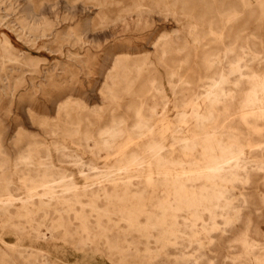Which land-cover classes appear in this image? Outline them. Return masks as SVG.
Returning a JSON list of instances; mask_svg holds the SVG:
<instances>
[{
    "label": "rangeland",
    "instance_id": "1",
    "mask_svg": "<svg viewBox=\"0 0 264 264\" xmlns=\"http://www.w3.org/2000/svg\"><path fill=\"white\" fill-rule=\"evenodd\" d=\"M260 84L264 0H0V264H264Z\"/></svg>",
    "mask_w": 264,
    "mask_h": 264
},
{
    "label": "bare ground",
    "instance_id": "2",
    "mask_svg": "<svg viewBox=\"0 0 264 264\" xmlns=\"http://www.w3.org/2000/svg\"><path fill=\"white\" fill-rule=\"evenodd\" d=\"M138 12H139V11H138ZM232 12H233V11H232ZM140 13H142V12H140ZM218 41H219V40H218ZM221 46H222V45H221ZM242 50H243V49H242ZM223 55H224V54H223ZM226 55H227V54H226ZM225 61H226V60H225ZM243 62H244V61H243ZM243 64H244V63H243ZM231 65H232V64H231ZM234 65H235V64H234ZM234 65H233V66H234ZM237 66H238V65H237ZM233 68H234V67H232V69H233ZM226 69H227V68H226ZM224 70H225V69H224ZM237 70H238V69H237ZM231 71H232V70H231ZM240 71H241V70H240ZM233 72H234V71H233ZM231 73H232V72H231ZM224 74H225V73H224ZM234 74H235V73H234ZM236 74L238 75V72H237ZM226 75H227V74H226ZM238 76H239V75H238ZM226 78H227V77H226ZM238 78H240V77H238ZM251 78H252V77H251ZM224 82H225V79L223 78V76H220L219 80L217 79L216 81L212 82V83L209 85V87H212V89H214L213 87H214L216 84L224 83ZM256 82H257V81H256ZM254 84H255V83H254ZM254 84H253V85H254ZM261 84H262V83H261ZM261 84H260V85H261ZM213 85H214V86H213ZM258 86H259V85H258ZM263 86H264V85H263ZM263 86L261 85L262 88H263ZM232 87H233V86H232ZM255 87H256V86H255ZM252 89H253V87H252ZM257 89H258V88H257ZM257 89H256V90H257ZM209 90H210V91L206 94V97H207V98H217V95H213V94H212L213 91H212L211 89H209ZM259 90H260V89H258V91H259ZM216 91H217V90H216ZM254 91H255V90H254ZM261 91H262V90H261ZM221 93H222V92H221ZM260 93H261V92H260ZM260 93H259V94H260ZM263 93H264V92H263ZM195 95H196V94H195ZM254 96H256V95L254 94ZM254 96H253V97H254ZM257 96L259 97L258 93H257ZM250 97H251V96H250ZM251 98H252V97H251ZM262 98H263V97H262ZM255 99H256V98H255ZM259 99H260V98H259ZM249 100H250V99H249ZM252 100H253V99H252ZM256 101H257V100H256ZM261 102H262V101H261ZM250 104H251V103H250ZM252 104H254V103H252ZM184 105H185V104H184ZM257 105H258V103H257ZM259 105H260V104H259ZM247 106H248V105H247ZM254 106H255V105H254ZM194 108H195V107H194ZM151 110H152V109H151ZM256 110H257V109H256ZM152 111H153V110H152ZM149 112H150V111H149ZM153 112H154V111H153ZM164 113H165V112H163V114H164ZM150 114H151V113H150ZM179 114H180V116H183L184 113H183L182 110H179ZM153 115H154V114H153ZM156 115H157V114H156ZM156 115L154 116V118L156 117ZM252 115H253V114H252ZM239 116H241V115H239ZM242 116H243V115H242ZM242 116H241V117H242ZM161 117H162V116H161ZM195 117L197 118V120H199V116L197 115V113H196ZM246 117H247V116H246ZM164 118H165V117H164ZM152 119H153V118H152ZM161 119H162V118H161ZM155 120H157V119H155ZM167 120H168V119H167ZM158 121H160V120H158ZM162 121H163V120H162ZM194 121H195V120H194ZM153 122H154V121H153ZM159 123H160V122H159ZM243 123H244V122H243ZM154 124H155V123H154ZM156 124H157V123H156ZM167 124H168V123H167ZM139 125H140V124H139ZM157 125H158V124H157ZM196 125H197V124H196ZM158 126H159V125H158ZM154 128H155V127H154ZM154 128H153V129H154ZM156 128H157V127H156ZM141 129H143V128H141ZM109 130H110L109 132H111V133H110V137L113 138V137L115 136L114 132L116 131V127H115V126H112V127L109 128ZM155 130H156V129H155ZM157 130H158V129H157ZM148 131H150V129H149ZM109 132H108V133H109ZM151 132H152V131H151ZM160 132H161V131H160ZM245 132H246V131H245ZM117 133H118V132H117ZM154 133H155V132H154ZM158 133H159V132H158ZM158 133H157V134H158ZM255 133H257V132H255ZM106 134H107V130H106ZM160 134H161V133H160ZM163 134H164V133H163ZM251 134H252V133H251ZM103 135H104V134H103ZM143 136H144V135H143ZM158 138H159V137H158ZM160 138H161V136H160ZM111 141H112V140H111ZM103 143L107 144V143H109V142H108L107 140H106V141H103V140H102V144H103ZM129 143H130V142H129ZM191 143H192V142H191ZM103 146H104V144H103ZM153 146H154V145H153ZM185 146H186V145H185ZM217 146H218V145H217ZM156 147H157V146H156ZM237 148H238V147H237ZM156 150H158V149H156ZM159 150H160V149H159ZM263 150H264L263 148H258V151H259L260 153H263ZM219 151H220V150H219ZM225 151H226V150H225ZM150 152H151V150H150ZM152 152H153V151H152ZM170 152H171V151H170ZM184 152L186 153V151H184ZM210 152H211V151H210ZM171 153H172V152H171ZM162 154H163V153H162ZM237 154H238V153H237ZM230 155H231V154H230ZM45 158H46V157H45ZM159 158H160V157H159ZM231 158H232V156H231ZM20 159H21V157H20ZM28 159H29V158H28ZM218 159H219V158H218ZM229 159H230V158H229ZM235 159H236V157H235ZM17 160H18V159H17ZM24 160H25V159H24ZM49 160H50V158H49ZM226 160H227V159H226ZM68 161H69V160H68ZM222 161H223V160H222ZM235 161H236V160H235ZM235 161H234V162H235ZM16 162H17V161H16ZM18 162H19V161H18ZM70 162H71V161H70ZM133 162H134V161H133ZM236 162H237V161H236ZM236 162H235V163H236ZM21 163H24V164H25V163H27V164L29 163V164H30V162H27L26 160H25V161L22 160L21 162L17 163V165H18V164H21ZM131 163H132V162H131ZM214 163H215V162H214ZM221 163H222V162H220V164H221ZM224 163H225V162H224ZM238 163H241L240 160H239ZM1 164H3V163H1ZM132 164H133V163H132ZM211 164H212V163H211ZM218 164H219V163H218ZM227 164H228V163H227ZM206 165H207V164H206ZM206 165H204V166H206ZM224 165H225V164H224ZM1 166H2V165H1ZM1 166H0V168H1ZM87 166H88V167H87L88 169H93L94 164H89V163H87ZM208 166H209V165H208ZM212 166H213V165H212ZM215 166H216V165H215ZM239 166H240V165H239ZM175 167H176V166H175ZM178 167H179V166H178ZM184 167H185V165H184ZM184 167H182V168H184ZM189 167H190V166H189ZM240 167H241V166H240ZM259 167L262 169V168H263V163H261V165H260ZM176 168H177V167H176ZM187 168H188V167H187ZM193 168H194V167H193ZM195 168H196V166H195ZM199 168H200V167H198V169H196V170H200ZM202 168H203V167H202ZM204 168H205V167H204ZM228 168H229V167H228ZM234 168H235V167H234ZM1 169H2V168H1ZM5 169H6V168H5ZM191 169H192V168H191ZM235 169H236V168H235ZM156 170H157V169H156ZM172 170L174 171V169H172ZM178 170H179V168H178ZM192 170H193V169H192ZM201 170H202V169H201ZM215 170H218V168H214V169H213V171H215ZM232 170H233V169H232ZM237 170H238V169H237ZM5 171H6V170H5ZM181 171H183V170H181ZM185 171H186V170H185ZM193 171H194V170H193ZM208 171H209V170H208ZM213 171H212V172H213ZM225 171H226V170H225ZM230 171H231V170H230ZM245 171H246V170H245ZM178 172H179V171H178ZM188 172H190V171H188ZM215 172H216V171H215ZM226 172H227V171H226ZM233 172H234V171H233ZM239 172H240V171H239ZM179 173H180V172H179ZM221 173H222V171H221ZM228 173H229V172H228ZM237 173H238V172H237ZM193 174H194V173H192V174L189 173V174H188V177H189L190 175H193ZM202 174H204V173H202ZM214 174H215V173H213V175H214ZM223 174H224V172H223ZM233 174H234V173H233ZM115 175H116V174H115ZM184 175H185V174H184ZM216 175H218V174L216 173ZM229 175H230V174H229ZM176 176H177V175H176ZM201 176H202V175H201ZM220 176H221V174H220ZM244 176H245V175H244ZM180 177H182V176H180ZM196 177H197V176H196ZM214 177H215V176H214ZM63 178H64V177H63ZM82 178H83V177H82ZM216 178H217V177H216ZM229 178H230V177H229ZM262 178H263V177H262ZM66 179H67V178H66ZM217 179L220 180L219 178H217ZM225 179H226V178H225ZM240 179H241V178H240ZM105 180H106V179H105ZM67 181L70 182V183H69L70 186H75V184L72 183V178H71V176H69V178H68ZM222 181H223V180H222ZM220 182H221V181H220ZM236 182H237V181H236ZM41 183L43 184V182H41ZM44 183H45V182H44ZM48 183H49V182H48ZM50 183H51V182H50ZM53 183H54V182H53ZM53 183H52V184H53ZM67 183H68V182H67ZM34 184H36V183H34ZM223 184H224V183H223ZM229 184H230V183H229ZM44 185H45V184H44ZM50 186L52 187V185H50ZM42 187H44V186L42 185ZM68 187H69V186H68ZM242 187H243V186H242ZM49 188H50V187H46V190L48 191ZM62 189H63V188H62ZM191 190H193V189H191ZM49 191H50V190H49ZM49 191H48V192H49ZM103 192H104V191H103ZM223 192H224V191H223ZM45 193H46V192H45ZM50 193H51V192H50ZM65 193H66V192H65ZM99 193H100V192H99ZM109 194H110V193H109ZM223 194H224V193H223ZM40 196L42 197V196H44V195H40ZM216 196H217V195H216ZM217 197H218V196H217ZM56 198H57V197H55V196L52 195L51 198H50L49 200H53V199H56ZM219 198H220V197H219ZM192 199H193V198H192ZM197 200H198V198H197ZM199 200H201V199H199ZM2 201H3V199H2ZM8 201H9V200H8ZM108 201H109V200H108ZM108 201H107V202H108ZM195 201H196V200H195ZM6 202H7V201H6ZM191 202H192V201H191ZM2 206H3V204H2ZM174 206H175V205H174ZM199 206H200V205H199ZM221 206H222V205H221ZM227 207L229 208V206H227ZM79 209H80V208H79ZM221 212H222V210H221ZM235 213H236V212H235ZM198 214H199V213H198ZM76 215H77V214H76ZM101 215H102V214H101ZM199 215H200V214H199ZM225 215H226V214H225ZM237 216H238V215H237ZM105 218H106V217H105ZM210 218H211V217H210ZM228 218H229V217H228ZM99 219H100V218H99ZM218 219H219V218H218ZM212 221H213V220H212ZM223 221H224V220H223ZM225 221H226V220H225ZM229 221H230V220H229ZM82 222H83V221H82ZM129 222H130V221H129ZM213 222H214V221H213ZM228 223H229V222H228ZM136 224H137V223H136ZM205 224H206V223H205ZM214 224H215V223H214ZM117 225H118V224H117ZM190 225H192V224H190ZM212 226H213V225H212ZM215 226H216V225H215ZM159 227H160V226H159ZM205 227H206V226H205ZM208 227H209V226H208ZM218 227H219V226H218ZM194 228H195V227H194ZM214 228H215V227H214ZM161 229H162V228H161ZM189 229H190V228H189ZM189 229H188V230H189ZM163 230H164V229H163ZM215 230H216V229H215ZM166 231H167V230H166ZM170 231H171V229H170ZM171 232H172V231H171ZM175 232H177V231H175ZM191 232H192V231H191ZM210 232H211V231H210ZM210 232H209V233H210ZM244 233H245V232H244ZM174 234H175V233H174ZM178 234H179V233H177V235H178ZM194 234H195V233H194ZM245 235H246V234H245ZM184 236H185V235H184ZM195 236H196V235H195ZM188 238H189V237H188ZM245 238H246V237H245ZM46 239H47V238H46ZM190 240H192V239H190ZM245 240H246V239H245ZM249 240H250V239H249ZM201 242H202V241H201ZM195 243H196V242H195ZM198 243H199V242H198ZM198 243H196V244H198ZM254 243H255V242H254ZM258 244H259V243H258ZM253 245H254V244H253ZM194 246H195V245H194ZM200 246H201V245H200ZM245 246H246V245H245ZM250 246H251V245H250ZM256 246H257V245H256ZM247 247H248V246H247ZM247 247H246V248H247ZM201 249H202V248H201ZM248 249H249V248H248ZM259 249H264V248L261 247V248H259ZM127 250H128V249H127ZM202 251H203V250H202ZM202 251H201V252H202ZM260 251H261V250H260ZM151 252H152V251H151ZM261 252H262V251H261ZM244 253H245V252H244ZM145 254H146V253H145ZM152 254H153V253H152ZM14 255H15V254H14ZM246 255L248 256V258H249L250 256L254 257V260H255V261H257V259H258V258L256 257L257 255L253 254V253H252L251 251H249V250H248V252H247ZM204 256H206V255H205L203 252H202L201 255H199L200 258H203ZM15 257H16V256H15ZM17 257H18V254H17ZM244 257H245V256H244ZM21 258H22V257H21ZM21 258H20V259H21ZM245 258H247V257H245ZM260 258H262V257L260 256ZM263 258H264V256H263ZM22 259H23V258H22ZM24 261H25V260H24ZM196 261H197L196 259H192L191 262H190V264H195ZM251 261H253V260L251 259ZM34 262H35V261H34ZM258 262H259V263H261V262L264 263V259H259ZM37 264H38V263H37ZM245 264H250V262L247 261V262H245Z\"/></svg>",
    "mask_w": 264,
    "mask_h": 264
}]
</instances>
